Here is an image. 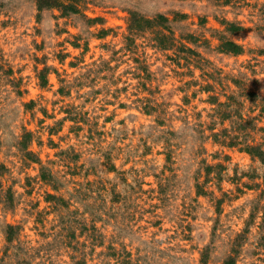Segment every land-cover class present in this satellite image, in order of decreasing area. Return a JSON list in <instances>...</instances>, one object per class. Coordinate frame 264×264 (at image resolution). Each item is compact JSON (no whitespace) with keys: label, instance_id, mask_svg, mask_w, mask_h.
I'll use <instances>...</instances> for the list:
<instances>
[{"label":"rangeland","instance_id":"obj_1","mask_svg":"<svg viewBox=\"0 0 264 264\" xmlns=\"http://www.w3.org/2000/svg\"><path fill=\"white\" fill-rule=\"evenodd\" d=\"M79 9L0 0V264H264V0Z\"/></svg>","mask_w":264,"mask_h":264},{"label":"trees","instance_id":"obj_2","mask_svg":"<svg viewBox=\"0 0 264 264\" xmlns=\"http://www.w3.org/2000/svg\"><path fill=\"white\" fill-rule=\"evenodd\" d=\"M231 0H226V2H230ZM68 2V3H67ZM81 0H37V5L39 10H43L45 8H59L64 11V15H69L71 13H79V5H80ZM134 17L136 15H133ZM162 17V16H160ZM164 19V24L168 21L167 18L162 17ZM133 21V17H132ZM149 24H153L151 20H147ZM131 29H138L139 25L136 23L130 25ZM169 29V27H167ZM172 42V40H171ZM161 47L165 49H170L173 48L174 45L172 43L170 44H164L161 42L160 44ZM222 50L230 53H235V54H240L243 52V49L241 46L235 44L234 42H227L222 46ZM247 151L252 154L254 157H258L261 159V161L264 163V151L259 148V147H250L247 148Z\"/></svg>","mask_w":264,"mask_h":264}]
</instances>
